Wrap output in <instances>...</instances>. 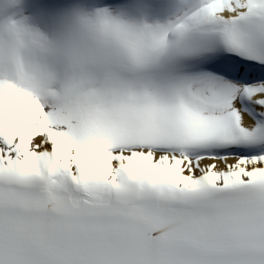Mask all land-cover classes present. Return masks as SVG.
I'll return each mask as SVG.
<instances>
[{
    "label": "snow or ice",
    "instance_id": "1",
    "mask_svg": "<svg viewBox=\"0 0 264 264\" xmlns=\"http://www.w3.org/2000/svg\"><path fill=\"white\" fill-rule=\"evenodd\" d=\"M126 7L0 18V264H264V0Z\"/></svg>",
    "mask_w": 264,
    "mask_h": 264
}]
</instances>
